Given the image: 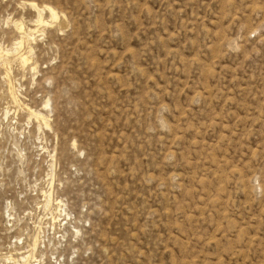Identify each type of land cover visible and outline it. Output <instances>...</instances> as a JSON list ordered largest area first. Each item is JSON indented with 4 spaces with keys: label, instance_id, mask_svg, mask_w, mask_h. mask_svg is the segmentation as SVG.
<instances>
[{
    "label": "rangeland",
    "instance_id": "1",
    "mask_svg": "<svg viewBox=\"0 0 264 264\" xmlns=\"http://www.w3.org/2000/svg\"><path fill=\"white\" fill-rule=\"evenodd\" d=\"M0 264H264V0H0Z\"/></svg>",
    "mask_w": 264,
    "mask_h": 264
},
{
    "label": "bare ground",
    "instance_id": "2",
    "mask_svg": "<svg viewBox=\"0 0 264 264\" xmlns=\"http://www.w3.org/2000/svg\"><path fill=\"white\" fill-rule=\"evenodd\" d=\"M43 10H47V11H49L51 14H52V17L53 18H57V16H58V14H57V12L51 7V6H48V5H45V6H43ZM43 22H45L44 21V18L41 16V17H39V23H43ZM25 26V25H24ZM24 26L23 25H21V26H19V27H17L19 30H21L20 32H22V40L20 41V43L18 44V49L21 47V46H23L22 44L25 42L24 40H28V38H29V36H31V35H33L32 34V29H30L29 27L28 28H24ZM30 39V38H29ZM24 41V42H23ZM19 42V41H18ZM26 43V42H25ZM26 47V46H25ZM18 49H17V51H18ZM20 50V49H19ZM20 52V51H19ZM18 52V53H19ZM17 54V53H16ZM28 55V54H27ZM27 55H25V54H22V52L20 53V55H18L19 56V59L23 62V63H25V65L27 64V61H29L30 59H28V56ZM29 63V62H28ZM11 86V85H10ZM12 87H13V85H12ZM12 87H10V96H11V98H12V100L15 102V103H20V101H18L19 99H17V97H16V94H15V89H13ZM8 91H9V87H8ZM20 106V105H19ZM31 112V111H30ZM32 114L33 115H35L36 116V118L37 119H39L40 121H42L46 126H48L49 124H48V120H47V118H46V116L43 114V113H40V112H32ZM36 244V243H35ZM28 257V256H27Z\"/></svg>",
    "mask_w": 264,
    "mask_h": 264
}]
</instances>
